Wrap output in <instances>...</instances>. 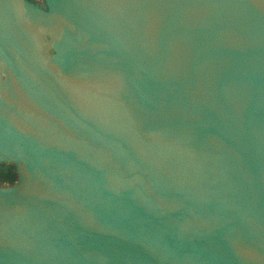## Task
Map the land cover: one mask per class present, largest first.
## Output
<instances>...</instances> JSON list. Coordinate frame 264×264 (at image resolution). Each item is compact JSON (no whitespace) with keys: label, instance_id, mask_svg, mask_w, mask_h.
I'll list each match as a JSON object with an SVG mask.
<instances>
[{"label":"water","instance_id":"water-1","mask_svg":"<svg viewBox=\"0 0 264 264\" xmlns=\"http://www.w3.org/2000/svg\"><path fill=\"white\" fill-rule=\"evenodd\" d=\"M0 0V264H264V0Z\"/></svg>","mask_w":264,"mask_h":264},{"label":"trees","instance_id":"trees-1","mask_svg":"<svg viewBox=\"0 0 264 264\" xmlns=\"http://www.w3.org/2000/svg\"><path fill=\"white\" fill-rule=\"evenodd\" d=\"M16 181L15 166L11 162H0V186H10Z\"/></svg>","mask_w":264,"mask_h":264},{"label":"flooded vegetation","instance_id":"flooded-vegetation-1","mask_svg":"<svg viewBox=\"0 0 264 264\" xmlns=\"http://www.w3.org/2000/svg\"><path fill=\"white\" fill-rule=\"evenodd\" d=\"M33 2H36V1H34V0H32ZM36 3H38V2H36ZM39 5L41 6V7H44V5L42 4V3H39Z\"/></svg>","mask_w":264,"mask_h":264},{"label":"rangeland","instance_id":"rangeland-1","mask_svg":"<svg viewBox=\"0 0 264 264\" xmlns=\"http://www.w3.org/2000/svg\"><path fill=\"white\" fill-rule=\"evenodd\" d=\"M34 1H36V2H38V3H42V0H34Z\"/></svg>","mask_w":264,"mask_h":264}]
</instances>
